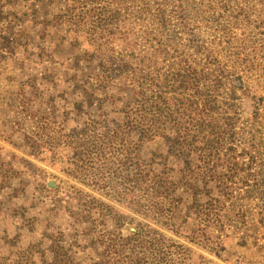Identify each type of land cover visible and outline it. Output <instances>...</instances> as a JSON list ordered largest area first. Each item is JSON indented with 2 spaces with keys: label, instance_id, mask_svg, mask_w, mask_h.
Here are the masks:
<instances>
[{
  "label": "trees",
  "instance_id": "trees-1",
  "mask_svg": "<svg viewBox=\"0 0 264 264\" xmlns=\"http://www.w3.org/2000/svg\"><path fill=\"white\" fill-rule=\"evenodd\" d=\"M111 3L108 18L114 25L91 31L90 36L93 41L107 37V44L121 38L129 46L118 59L112 58L119 74L107 69L100 78L104 84L121 82L129 100L120 111L118 126L106 127L90 118L79 138L75 134L67 139L79 143L75 148L81 165L93 170L95 165L109 171L116 168L121 184L107 191L108 196L152 224L137 222L135 231L123 233L133 220L130 215L97 201L99 215L105 209L102 216L115 227L100 237L106 264H190L193 251L153 227L178 234L171 223L180 204L176 182L168 175L145 171L132 154L143 142L161 140L169 152L184 160L186 170L179 174L188 173L186 183L193 198L186 208L198 220L197 229L187 238L190 243L214 250L228 232L239 231L231 229L232 222L245 226L248 219L256 221L244 207L264 204V97L250 95L243 69L252 70L254 58H264V0ZM130 22L146 28L134 33ZM139 42L143 52L136 51ZM238 93L252 101L246 120ZM134 135L137 142L132 140ZM87 176L92 183L104 180L98 173ZM238 182L241 187H234ZM201 192L204 203L195 200ZM258 216L263 222L264 213ZM51 264L77 263L56 245Z\"/></svg>",
  "mask_w": 264,
  "mask_h": 264
},
{
  "label": "rangeland",
  "instance_id": "rangeland-1",
  "mask_svg": "<svg viewBox=\"0 0 264 264\" xmlns=\"http://www.w3.org/2000/svg\"><path fill=\"white\" fill-rule=\"evenodd\" d=\"M111 6V0H0V264H51L56 245L77 264H106L100 237L115 227L102 216L105 209L99 215L97 201L130 215L133 220L123 233L135 231L137 222L152 225L108 196L121 184L116 168L81 165L75 148L79 143L67 139L79 138L90 118L118 126L129 100L121 82L100 80L107 69L119 74L113 59L129 46L121 38L107 44V37L93 41L90 36L114 25L108 18ZM128 27L136 33L146 25L130 22ZM200 32L206 37L204 29ZM141 44L137 52L144 51ZM254 62L243 76L250 95L264 97V58L257 56ZM238 97L246 120L252 101L240 93ZM132 158L145 171L176 182L180 204L171 223L178 234L153 227L190 248V264H264V221L258 216L264 204L245 206L256 221L248 219L245 226L232 222L231 229L239 231L230 230L233 234L207 250L187 239L198 220L186 208L193 198L188 173L179 174L186 170L184 160L161 140L143 142ZM89 173L104 180L92 183ZM197 186L202 189V182ZM195 200L204 203L206 197L201 192Z\"/></svg>",
  "mask_w": 264,
  "mask_h": 264
},
{
  "label": "water",
  "instance_id": "water-1",
  "mask_svg": "<svg viewBox=\"0 0 264 264\" xmlns=\"http://www.w3.org/2000/svg\"><path fill=\"white\" fill-rule=\"evenodd\" d=\"M134 231V230H133Z\"/></svg>",
  "mask_w": 264,
  "mask_h": 264
}]
</instances>
